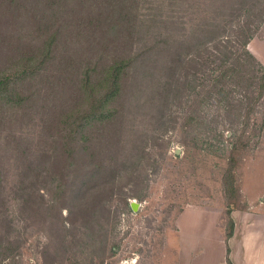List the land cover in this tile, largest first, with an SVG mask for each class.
<instances>
[{"label":"rangeland","instance_id":"rangeland-1","mask_svg":"<svg viewBox=\"0 0 264 264\" xmlns=\"http://www.w3.org/2000/svg\"><path fill=\"white\" fill-rule=\"evenodd\" d=\"M164 1L152 0L146 13L158 14L154 8L163 7ZM221 6L229 12L231 4L180 0L177 9H170L174 26L182 21L185 29L176 32L184 50L172 94L162 93V101L156 103L149 97L156 82L148 83L151 87L141 98L129 87L115 104L124 109L119 142L102 146L101 163L93 161L90 150H79L77 172L82 177L100 184L113 182L107 186L112 194L106 191V203L100 202L96 218L86 208L87 220L78 219L74 226L66 209L59 218L44 208L43 199L49 203L54 192L40 188L49 185L43 183L45 178L54 177L63 140L44 132L36 111L22 117L18 110L7 109L6 122L10 121L0 129V215L4 224L12 225L10 240L19 250L2 264H179L173 248L178 240L176 223L186 209L215 215L225 237L229 208H235L239 224L264 223V90L257 80L259 72L257 78L246 76L236 64L243 60L236 38L245 15L230 18L238 26L226 33L231 42L209 44L200 52L185 49L195 39L196 25L214 18ZM263 7L255 8L252 18L254 38L260 42L264 41ZM10 20L18 22L9 13L0 18L1 36L11 35V28L5 27ZM167 63L165 59L161 65ZM144 69L149 71L141 68L140 76ZM163 71L159 66L151 78L155 81ZM55 82L51 88H38L63 101L70 91L64 81ZM98 130L91 128L93 141ZM40 149L45 153L41 159ZM231 153L236 162L231 161ZM131 200L138 204L137 210Z\"/></svg>","mask_w":264,"mask_h":264},{"label":"trees","instance_id":"trees-1","mask_svg":"<svg viewBox=\"0 0 264 264\" xmlns=\"http://www.w3.org/2000/svg\"><path fill=\"white\" fill-rule=\"evenodd\" d=\"M222 1L230 2L229 12L221 10L226 9L224 6L218 7L214 18L198 23L192 34L195 39L185 49L200 52L209 44L231 42L232 38L226 33L238 26L230 18L244 14L246 19L239 25L237 31L240 36L236 38L243 60H236V64L246 76L253 74V78H257L255 73L259 72L257 80L264 90V67L247 50L255 36L253 11L260 5L264 6V0ZM151 2L0 0V18L9 13L18 21L12 24L10 20L8 26L5 24L11 28V35H0V129L10 121L6 122L8 110H18L22 117L36 111L44 132L58 134L63 140L64 151L61 160L55 163L54 177L45 178L43 183L49 185L44 184L40 191L50 189L54 192L49 203L43 199L44 208L54 211L53 215L59 218L66 209L74 226L78 219L87 220L86 208L91 209L89 213L93 217H98L100 202L106 203L108 197L104 194L109 191L111 195L113 191L107 188L113 182L103 180L102 185L98 181L89 182L77 172L79 150H90L93 161L101 163L98 155L102 146L119 142L124 129V109L115 104L129 87L133 86V95L141 98L151 87L148 83L156 82L157 86L151 87L149 95L150 101L156 103L162 101V93L171 95L174 90L181 51L184 50L176 32L181 34L185 29L181 20L179 27L174 26L177 22L170 9H177L180 0H165L163 7L154 8L158 14L146 13ZM166 8L171 13L165 11ZM142 39L144 42L141 43ZM165 59L167 67L161 65ZM159 66L164 71L154 81L152 72ZM141 68L149 69H144L142 77L139 75ZM56 79L64 81L62 84L67 85L70 91L63 101L59 97L54 98V93L49 90L38 88L41 85L51 88L58 83ZM140 83L141 88L138 87ZM44 118H48L47 122ZM92 127L99 128L96 141L90 135ZM87 143L89 148L84 147ZM93 145L94 150H91ZM42 154L45 153L40 149V159ZM230 158L236 162L234 154L231 153ZM42 175L38 173L39 178ZM108 180L113 181L112 177ZM90 197L91 203L84 208ZM230 204L233 205L232 202ZM234 209L227 211L228 239L235 230L231 216ZM2 218L5 219L0 215V264L19 250L10 240L12 225L10 222L4 224Z\"/></svg>","mask_w":264,"mask_h":264},{"label":"crops","instance_id":"crops-1","mask_svg":"<svg viewBox=\"0 0 264 264\" xmlns=\"http://www.w3.org/2000/svg\"><path fill=\"white\" fill-rule=\"evenodd\" d=\"M248 50L264 67V41L248 44ZM235 224L228 239L218 229L215 215L186 209L178 218L176 247L179 264H264V223Z\"/></svg>","mask_w":264,"mask_h":264},{"label":"water","instance_id":"water-1","mask_svg":"<svg viewBox=\"0 0 264 264\" xmlns=\"http://www.w3.org/2000/svg\"><path fill=\"white\" fill-rule=\"evenodd\" d=\"M131 206H132L133 210H137V208H138V204H132Z\"/></svg>","mask_w":264,"mask_h":264},{"label":"built area","instance_id":"built-area-1","mask_svg":"<svg viewBox=\"0 0 264 264\" xmlns=\"http://www.w3.org/2000/svg\"><path fill=\"white\" fill-rule=\"evenodd\" d=\"M130 203H132V204H136V201H135V200H131Z\"/></svg>","mask_w":264,"mask_h":264}]
</instances>
